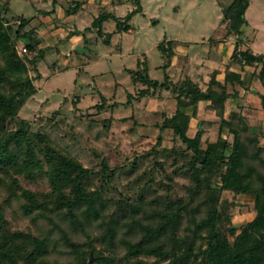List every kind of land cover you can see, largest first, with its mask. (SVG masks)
<instances>
[{
  "label": "rangeland",
  "instance_id": "1",
  "mask_svg": "<svg viewBox=\"0 0 264 264\" xmlns=\"http://www.w3.org/2000/svg\"><path fill=\"white\" fill-rule=\"evenodd\" d=\"M231 1L142 0L143 12L133 16L130 32H116L113 20L103 25L104 32L112 34L111 44L107 46L102 43L103 38L97 37L96 29L90 30L93 21L103 12H112L123 20L135 9L133 0H0V8L5 11L1 13L3 24L11 26L16 52L36 88V94L21 107L18 117L8 120L7 133L26 131L39 146L80 161L96 174L89 182L93 191L104 182L100 175L103 159L111 168H119V176L113 181L115 189L112 190V184H103L104 198L111 201L101 209L97 221L81 218L83 225L72 227L63 216L54 219L68 229L72 242L81 244L92 232L101 233L99 223L118 219L129 222L131 216L127 217L118 209L117 200L122 198L119 193L130 184L133 186L128 194L130 202L135 203L141 195L144 199L142 214L146 216L169 212L167 201L176 203L173 208L177 211L180 202L185 208L180 216L182 234L185 229H193L190 220L193 208L196 218L202 219L209 207L216 206L221 230L232 226L242 228L255 218L251 196L224 192L216 203L211 201L214 194L196 189L193 177L187 173L192 153L184 150L185 146L174 139L171 130L160 129L164 116L175 113V88L188 81L194 88L204 89L211 78L209 74L219 68L223 72L228 65L229 61L222 60L220 64L210 58L216 56L215 44L222 43L225 37L223 12ZM22 18L28 19L29 25L21 31L25 37L16 39ZM246 19V42L254 53L264 54V0H250ZM169 42L173 43L175 53L171 62L158 48ZM28 45L34 49L31 51ZM24 48L26 53L22 52ZM145 61L150 78L160 83L168 79L170 89L151 91L149 96L139 98V92L146 87L134 81L132 74L139 71V64ZM183 87L187 88V83ZM2 93L13 95L17 90L5 85ZM229 107L231 105L228 110ZM206 110L204 115L194 117L190 129L193 136L202 122L203 147L205 142L216 141L220 126L217 112ZM249 116L250 121L255 120ZM23 120L28 122L25 126ZM252 130L256 132L255 127ZM223 136L230 142L233 140L228 132ZM245 136L248 134H241L242 140ZM159 137L161 145L155 147ZM41 139L46 144L39 142ZM260 143L264 147V138L260 137ZM173 147L178 154L168 151ZM183 151L184 155L180 154ZM221 172L225 173L226 168ZM15 178L21 189L35 193L50 190L48 180L42 175L27 178L23 174ZM214 181H221L220 177ZM8 195L7 185L0 188V203L9 198ZM11 201L12 206L5 207L10 230L33 232L40 227L52 230V239L56 241L51 245V260L72 259V249L60 243L59 232L53 226L42 220L33 224L31 218L22 213V202L16 198ZM203 203H209L208 207ZM137 218L152 226L161 221L159 217L144 220L143 215H137Z\"/></svg>",
  "mask_w": 264,
  "mask_h": 264
},
{
  "label": "trees",
  "instance_id": "2",
  "mask_svg": "<svg viewBox=\"0 0 264 264\" xmlns=\"http://www.w3.org/2000/svg\"><path fill=\"white\" fill-rule=\"evenodd\" d=\"M141 1L133 0L135 9L123 20L112 12H103L93 21L90 30L96 29L97 37L103 38L102 43L109 46L112 34L105 33L103 25L113 20L116 22V32H130L133 16L143 12ZM249 7L250 0H232L224 9L222 23L225 27V38L236 42L233 60L240 68H253V75L264 85V55L254 54L246 45L243 31L248 26L246 13ZM72 11L75 13L77 10ZM4 12L0 8V188L7 185L9 198L0 203V264H264V147L260 143V137L264 138V134L253 133L246 117L237 112L224 118L226 102L235 96L227 92L226 84L242 83L239 74L228 72L225 85L217 82L216 74H213L205 92L198 87L195 88V93H189L182 85L175 88V113L164 116L160 129L171 130L174 139H178L185 146L184 150L192 153L187 173L193 177L196 189H201L205 194H214L215 199L212 196L211 201L216 203L224 192L251 196L254 199L255 218L242 228L232 226L221 230L216 206L209 207L211 209H208L202 219L196 218V210L193 208L190 214L193 229H185L182 234L180 216L181 210L185 208L180 202L177 203V211L173 208L176 203L167 201L171 209L169 212L160 211L146 216L142 214L144 199L141 195L135 203L130 202L128 194L133 188L130 184L119 193L122 198L117 200L118 209L125 212L127 217L131 216L130 221L123 223L120 219H111L108 223H99L101 233L92 232L86 236V242L74 243L68 229L61 227L58 220L56 224L54 219L59 215L63 216L72 227L83 225L81 218L97 221L101 209L111 201L104 198L106 191L103 184H112L111 188L114 190L113 181L119 176V168H111L103 159L100 175L104 182L93 191L89 182L96 174L84 167L80 161L66 153L45 148L47 146H39L26 131L7 133L8 120L18 117L21 107L36 94V88L27 74L25 63L16 52L15 40L12 41L11 38V26L3 24L1 13ZM28 25L29 20L22 18L15 33L16 39L25 37L26 34H21V31ZM172 45L169 42L167 46L160 44L158 47L168 56L170 62L174 57ZM28 49L32 51L34 47L28 45ZM146 65V61L139 64L140 70L132 74L134 81L141 82L146 87L139 92V98L149 96L151 91L170 89L168 79L163 83L152 80ZM5 85L17 90V93L5 95L2 93ZM262 99L264 103V96ZM200 102L209 103L206 109L216 111L220 118L218 138L215 142H205L204 147L202 139L205 131L202 122H199L195 134H190L191 120L197 116ZM191 107L193 115L186 112ZM27 123L22 121L24 126ZM225 132L233 136L231 142L223 136ZM242 133L248 134L244 140L241 138ZM42 141L44 140H39ZM161 142L159 137L155 147L160 146ZM44 143L46 144L45 141ZM168 151L175 155L179 153L175 152V147ZM183 153L184 151L180 152ZM223 167L226 168L225 173L221 172ZM23 174L27 178L44 176L49 182V192L35 193L21 189L15 175ZM219 177L221 181L215 182ZM15 198L22 202V213L31 218L33 224L37 225L42 220L59 232L58 240L72 249V259L51 260V245L56 241L52 239V230L43 227L33 232L9 229L5 207H11V200ZM203 204L206 207L209 205ZM122 215L125 217V214ZM137 215H143L144 220L159 217L161 221L152 226L146 222L144 224Z\"/></svg>",
  "mask_w": 264,
  "mask_h": 264
},
{
  "label": "crops",
  "instance_id": "3",
  "mask_svg": "<svg viewBox=\"0 0 264 264\" xmlns=\"http://www.w3.org/2000/svg\"><path fill=\"white\" fill-rule=\"evenodd\" d=\"M245 30L246 29L243 28V31H245ZM245 38H246V36H245ZM235 43H236L235 40H232V39L229 40V39H226L224 37L222 43L218 42L215 44V46H217V48L214 47V48H216V51L214 52L216 54V56L213 54L214 57L213 58L211 57L210 59H212L214 63L217 62V63L222 64V60L229 61V63L227 66H225V69H223V72H221L222 69L219 68V69H216L213 72H211L209 75L212 78L213 74H216V81L223 84V85H225L226 75L228 72H233V73L240 75L242 83H237V82L231 83L230 82V83L226 84L227 92L229 94H233V95L235 94V96L229 98L228 101L226 102L224 118H228V116H230V114L232 112H237V113L241 114L242 116L246 117V119L248 118L249 114L255 113V114H253L254 116L250 115L252 117V119L255 118V120L250 121L249 118L247 119L248 124L250 126V130L253 133H263L264 134V120H263L264 119V117H263L264 116V103H263V99H262V96H264V85L262 84V82L260 81V79L256 75H253L255 72L253 68L246 67L243 69V68H240V66L238 64H236L235 62L233 63L234 60L232 57H233V53L235 51V46H236ZM246 45H248V42H246ZM253 53H254V51H253ZM254 54H256V53H254ZM256 55H260V54H256ZM174 56H175V53H174ZM221 73H223V74H221ZM256 74H258V72ZM211 78H210V80H211ZM210 80H209L206 88L203 89L201 87H198V86L197 87L201 91L205 92L209 87ZM186 83L188 84L190 82L186 81L184 85H186ZM208 104L209 103H207V102H200L199 103L198 109H197V114H196L197 118L201 113H202V115H204V111L207 112L206 107ZM228 105H231V107H229L230 108L229 110H228ZM188 111H193V107L186 110V112L189 115H191L190 112H188ZM210 111H213V110H210ZM213 112H215V111H213ZM261 117H263V118L261 119ZM256 121H258V123ZM190 127H191V124H190ZM253 127H255L256 132L252 130Z\"/></svg>",
  "mask_w": 264,
  "mask_h": 264
},
{
  "label": "water",
  "instance_id": "4",
  "mask_svg": "<svg viewBox=\"0 0 264 264\" xmlns=\"http://www.w3.org/2000/svg\"><path fill=\"white\" fill-rule=\"evenodd\" d=\"M187 91H188L189 93H195L196 89L192 86L191 83H188V84H187ZM91 261H93V259H91Z\"/></svg>",
  "mask_w": 264,
  "mask_h": 264
},
{
  "label": "built area",
  "instance_id": "5",
  "mask_svg": "<svg viewBox=\"0 0 264 264\" xmlns=\"http://www.w3.org/2000/svg\"><path fill=\"white\" fill-rule=\"evenodd\" d=\"M22 52L23 53H26L27 52V49L26 48L22 49Z\"/></svg>",
  "mask_w": 264,
  "mask_h": 264
}]
</instances>
